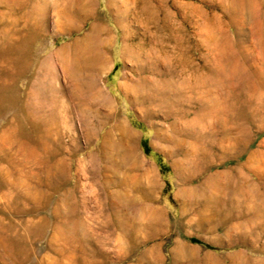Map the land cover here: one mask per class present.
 Wrapping results in <instances>:
<instances>
[{
  "label": "rangeland",
  "instance_id": "1",
  "mask_svg": "<svg viewBox=\"0 0 264 264\" xmlns=\"http://www.w3.org/2000/svg\"><path fill=\"white\" fill-rule=\"evenodd\" d=\"M79 2L0 0V264H264V0ZM95 20L131 161L53 105Z\"/></svg>",
  "mask_w": 264,
  "mask_h": 264
},
{
  "label": "bare ground",
  "instance_id": "2",
  "mask_svg": "<svg viewBox=\"0 0 264 264\" xmlns=\"http://www.w3.org/2000/svg\"><path fill=\"white\" fill-rule=\"evenodd\" d=\"M92 4L93 0H80L77 7L72 10L74 19L80 23L79 28H82L91 17ZM107 33V28L95 20L87 33L65 46V49L58 51L56 62L61 65L64 61L68 71L66 76L68 92L64 94L62 85L58 84V79L55 78L52 101L56 111L60 106L65 105L71 114L79 115L84 129L90 128L91 131L99 132L109 124L108 130L102 132L103 141L111 143L126 160L131 161L135 159V135L119 118L113 99L106 95L99 85L101 75L108 69L109 64L108 48L111 42ZM125 47L131 51L129 54L131 57L139 60L138 52L132 51L128 43ZM149 85L144 82L141 89L138 84L134 86V90L141 91ZM154 89L156 94L153 92L154 94L150 95L165 102L167 91L163 85H155ZM153 182L157 184L155 179ZM156 217L161 221V211L156 213Z\"/></svg>",
  "mask_w": 264,
  "mask_h": 264
}]
</instances>
